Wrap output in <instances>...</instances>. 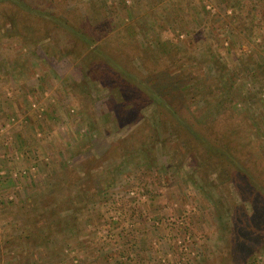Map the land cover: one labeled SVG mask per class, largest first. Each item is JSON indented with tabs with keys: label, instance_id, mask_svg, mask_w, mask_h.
<instances>
[{
	"label": "rangeland",
	"instance_id": "rangeland-1",
	"mask_svg": "<svg viewBox=\"0 0 264 264\" xmlns=\"http://www.w3.org/2000/svg\"><path fill=\"white\" fill-rule=\"evenodd\" d=\"M0 264H264V0H0Z\"/></svg>",
	"mask_w": 264,
	"mask_h": 264
},
{
	"label": "trees",
	"instance_id": "trees-1",
	"mask_svg": "<svg viewBox=\"0 0 264 264\" xmlns=\"http://www.w3.org/2000/svg\"><path fill=\"white\" fill-rule=\"evenodd\" d=\"M169 107H171V109H173L171 105H168V108H169ZM166 112L168 113V115H172V114H174L173 111H171V110H169V109H168V111L166 110ZM191 132H192V131H191ZM189 133H190V132H189ZM192 133H193V132H192Z\"/></svg>",
	"mask_w": 264,
	"mask_h": 264
}]
</instances>
